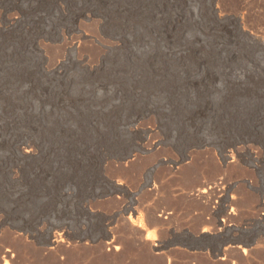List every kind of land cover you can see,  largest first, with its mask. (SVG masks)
Wrapping results in <instances>:
<instances>
[{
  "label": "rangeland",
  "instance_id": "obj_1",
  "mask_svg": "<svg viewBox=\"0 0 264 264\" xmlns=\"http://www.w3.org/2000/svg\"><path fill=\"white\" fill-rule=\"evenodd\" d=\"M0 264H264V0H0Z\"/></svg>",
  "mask_w": 264,
  "mask_h": 264
},
{
  "label": "water",
  "instance_id": "obj_2",
  "mask_svg": "<svg viewBox=\"0 0 264 264\" xmlns=\"http://www.w3.org/2000/svg\"><path fill=\"white\" fill-rule=\"evenodd\" d=\"M129 157H130V155H127V156L123 157L122 159L124 160V159H127ZM233 230H237L239 232H243L244 231V230H241L239 228H236V229L231 228L230 231L232 232ZM226 234H230V232L226 233ZM209 238L216 239L218 241V244H217V246H218L217 247L218 254H216L214 256L223 255V250L227 246H235V245L241 244L244 247H250L252 245V243H253V241L248 242V243L247 242L246 243H241L238 240L233 239V238L232 239H223L221 237V234H219V235H210V236L208 234H201L199 237H192L193 242L190 245L181 244L180 246L186 247L190 251H204V250H206V248H205L206 242L205 241L207 239H209ZM170 245L171 244H166L164 246V249L168 248ZM172 245H175V244H172Z\"/></svg>",
  "mask_w": 264,
  "mask_h": 264
},
{
  "label": "crops",
  "instance_id": "obj_3",
  "mask_svg": "<svg viewBox=\"0 0 264 264\" xmlns=\"http://www.w3.org/2000/svg\"><path fill=\"white\" fill-rule=\"evenodd\" d=\"M148 231H153V228H149ZM186 233L189 234L188 232H186ZM192 237H194V236L191 235L190 238H192ZM107 238H108V237H107ZM166 244H171L170 246H177V245L180 246L181 244L190 245L191 243H180V244H176V243L173 242V243H166ZM172 244H175V245H172ZM170 246H169V247H170ZM180 247H183V246H180ZM183 248L187 249L186 247H183Z\"/></svg>",
  "mask_w": 264,
  "mask_h": 264
},
{
  "label": "bare ground",
  "instance_id": "obj_4",
  "mask_svg": "<svg viewBox=\"0 0 264 264\" xmlns=\"http://www.w3.org/2000/svg\"><path fill=\"white\" fill-rule=\"evenodd\" d=\"M26 153H27V152H26ZM201 191H203V190H201ZM203 192H204V191H203ZM203 192H201V193H203ZM220 226H221L222 228L226 229V230H230V229H231V228L225 226V225L223 224V222H221V221H220Z\"/></svg>",
  "mask_w": 264,
  "mask_h": 264
}]
</instances>
